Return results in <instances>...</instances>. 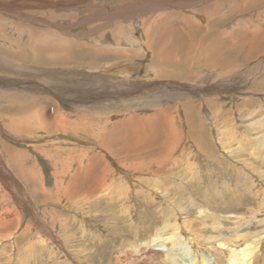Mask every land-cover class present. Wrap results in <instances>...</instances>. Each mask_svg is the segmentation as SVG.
I'll return each instance as SVG.
<instances>
[{"label": "rangeland", "instance_id": "rangeland-1", "mask_svg": "<svg viewBox=\"0 0 264 264\" xmlns=\"http://www.w3.org/2000/svg\"><path fill=\"white\" fill-rule=\"evenodd\" d=\"M158 1L0 0V108L5 103V106L11 102L12 104H16V102H13L15 98H6L8 97L6 95L9 94H19L22 97L29 96V98L34 97V99L37 96L43 97L42 95H47L50 97L52 103L59 104L61 108L59 109L52 103V105L47 104L48 118L53 123L56 122L55 117L59 113V110L60 114H64L67 117V121L71 119V122L75 121V123H79L77 134H72L67 140L62 138L63 134L60 131L55 136L60 138L59 140L50 139L49 141H44V144L48 145L47 148L53 152L49 159L38 150V147L42 145L39 142L41 140H36V143L33 145L25 144L23 139L6 135L0 123V133H2V138L6 143L9 144V150L14 151V153L16 150L19 151L20 147L30 150L31 157L34 158V162L38 165V172L41 170L43 174V183L47 189L55 190L56 181H63L62 177L60 178L61 175H58V170L62 169L64 165L74 171L78 167L77 161L73 159L74 153H82L87 149V152H89L87 156H93L92 164L94 166L91 171H94V168L98 165L99 158H95L94 155L100 156L102 161L109 162L114 170L112 173V176L115 177L113 190L116 191L113 201L108 199L99 200L100 202L92 203L81 209H76V207L68 209L66 206L67 200L64 197L59 201L57 198L51 199L54 203L50 202L47 204L41 198H39L40 202H38L30 194L29 185H27L26 181L17 175L18 173L12 165H9L5 156L6 153L4 155L0 147V159H2L4 169L7 172L4 176H2L3 172L0 174V185L7 189L9 187L11 190L13 189L17 192H5L1 190V199L9 194L11 196L19 195L18 189L22 187L21 189L26 191L29 197L31 196V201L34 203L33 206H35V203L39 205L35 206V208L38 209L41 218L44 220V224L46 223L55 228V237H52L50 243L38 248V244L40 243H38L39 238H37V235L34 238H30L26 234L20 235L25 226L23 218L21 223L14 221L6 228H4L6 224L4 226L0 225V264H171L164 259L162 254L154 255L151 258L142 252H139L138 255L134 252L130 261L125 262L124 259L118 261L117 257L120 254L118 248L126 245L123 247L128 248L132 252V247L134 246L132 244H135L134 241L142 239L150 242L151 238L156 234V229L154 228L159 225L163 226L166 223L159 216H161L160 213L163 210L165 211L164 215L168 216L170 205L166 200H169L171 197L173 198V196L178 198V201H175L174 197V204H177L175 206H179L178 208L173 206L175 209L174 214L166 217L170 225L174 224L176 219H180L181 208L186 212V215L195 216L200 202H205L207 199L201 193L202 191H206L209 195L212 193L213 199H207L209 204L206 203L211 209L210 215L205 219H195L198 224L201 223L199 224L202 229H200V234L205 235L206 238H215V235L229 237L233 233V229H236L245 236L260 233V239L264 240V220H261L264 218V214L262 213V210H264V172L262 175L259 173L260 171H264V161L258 158V154L251 153L254 148H256L257 153L264 151V89L263 87H257L259 85L257 82L264 80V70L250 83L244 84V82H241L247 72L250 71L249 66L252 67L260 59L264 58V50L259 52L251 50V45L248 42L250 40L244 36L240 43L241 45L238 44L240 57L233 62L235 64L233 66H236L235 70L231 75L227 74L222 77L232 79V76L235 78L237 76L236 80L241 82L238 85L240 87L238 88L239 93L241 94L228 91L214 99L216 95L213 97V94H210V91L208 92L204 85L198 84L201 81L193 83V81L191 82V80H186L185 78L162 79L154 77L155 71H148V69L151 70L148 66L151 61L152 51L144 43L149 38L147 37V33L150 31V27L159 23V20L162 22V24L159 23V30L164 26L167 27L164 21H162L165 14L172 16L174 21L180 22L178 20L180 18L174 16L179 14L178 16L181 18L187 16L192 19V22L196 23L197 21L198 23L196 24L202 25V30L205 28L208 30L209 27L210 33H217L219 36L213 34L216 38V40L214 39L217 43L216 45L214 40L210 42V45H207L209 39L204 36V40L199 44L201 47L198 49V56L201 53L205 54L215 50L213 48L219 46L221 42L226 43V48H230L231 52V46L235 45L232 42L237 40L236 35H240L241 30L245 31L249 28L254 33H259L257 40L264 37V3L254 2V0H251V2L250 0H222L220 5L223 9L214 10L212 4L220 0H198V2L193 4L185 0L186 4L184 6L178 4L180 0H172L174 4L172 3L171 5L161 4ZM231 1L233 2L231 3ZM210 18L213 21L210 20L209 24ZM216 18L219 20L218 22L214 21ZM227 33L230 34L228 35ZM250 38L253 39L254 36L250 35ZM237 41H240V37ZM73 43H75V46L77 44L83 45L85 52H88L87 46L99 48L98 52L100 53L93 52L89 55V57L91 56L90 58L82 57V55L79 57V55H74V53L80 54L81 51L75 48L73 56L69 57V59L63 61L60 58L57 59L58 54L56 51L60 48H66L68 54L69 49L71 51L74 50ZM228 44L232 45L229 46ZM261 45L260 43L257 44L256 49L260 50L264 48V44ZM38 47L41 52L44 48H46L45 50L50 49L48 52L46 51L49 56L47 59L44 57V59L38 60L34 57L38 53V50H36L39 49ZM117 51L123 53L131 51L134 54L118 57L119 55L113 54ZM135 52L141 56L136 55ZM218 52L216 50V53ZM250 53L253 55L251 54L249 57L248 54ZM216 59L218 60L219 58ZM121 60L123 62L117 63ZM95 62L97 63L94 64ZM226 66L227 63H224V66L220 67L223 69ZM221 68H207L198 73L206 77L210 81L209 83H212L215 81L214 79H218L217 75L221 71ZM126 69H130V71L127 72ZM116 70H125L127 76H119L120 81H116L114 77H111L113 75L112 72L114 73ZM93 76L100 78V85L93 83ZM107 81L110 83H107ZM117 82H123V85H121L124 87H127L128 84L131 87L118 93L117 89L120 84ZM45 86H50L49 90ZM68 86H72V88H68ZM13 87H20L19 91L23 90V93L20 94L21 92L13 91ZM88 88L91 91L94 88L109 89L116 95H110V93L103 95L101 92L99 96L89 95L84 98L85 92H89ZM158 89L164 90L160 91ZM59 90H63L62 93H58ZM143 90L146 91L144 92V96L146 95L145 99L137 101V97ZM173 90H179L181 93L190 95L192 98L189 97V99L197 98L194 105H197V110H201L195 112V115L191 113L192 111L189 113L182 106L179 107L180 109L174 110L177 119L176 126L179 132H182V139L179 140V145L178 147L176 146L171 157L170 166H172L173 172L169 173V176L164 174L166 177L163 178L155 176V174L149 171L145 172L146 175L139 173L132 177L129 172L124 170L125 168L121 163L122 161L124 163H132V160H135L127 154L129 151H132L128 148L130 147L129 144H132L136 140L133 141L130 138L132 134L124 132L129 126L128 122L122 123V126L118 122L126 119L134 111L141 112L142 114H151L155 109L166 106L169 104L166 91L170 92ZM158 91L161 93L158 94ZM153 93L156 95L153 96ZM206 95L212 96L208 98L212 100L211 102L205 104L199 101L201 100V96ZM243 97L245 98L244 100ZM185 99H188V97ZM217 100L220 111L216 113L218 117L213 116V121H211L210 118L215 110L214 104ZM253 101L258 104H252ZM244 102L246 104L249 103V106L245 108L247 112L242 116L243 114L239 110L238 104L240 103L241 105ZM175 105L176 103L170 107L173 109ZM39 106L36 105L34 108H39ZM248 110L253 113H248ZM186 114H188V117L189 114L191 116L194 115L191 117L192 119L189 118L193 121L195 128L198 126L197 130L200 129L205 132L206 136L203 139H199L198 137L200 132H195L196 135L198 134L196 136L198 138L191 135L188 136V123L191 121L187 120ZM84 117L86 121L83 120ZM202 123L203 128L199 127ZM249 123L251 124L248 125ZM83 124L92 128L94 127L95 130L99 128L103 132L104 130L108 131L103 134V137L109 139L115 152L114 156L109 155L105 150L100 148L94 133L91 130L88 131L90 128H82ZM150 124L147 123V125L151 126ZM69 129L71 128H66V130L72 132V129ZM118 131L123 133V135H120ZM39 134L41 139L46 136L43 130H40ZM219 136H222L221 142ZM155 140L160 141L155 142ZM55 141H58L55 144L56 146L66 149L58 151L59 153L55 152V149L52 147V143ZM227 141L229 142L226 143ZM240 141H243V143H240ZM163 144V140L159 136H156L150 141L145 140L143 146H160ZM124 154L126 157H124ZM142 154L145 155V158L146 155L149 157L150 154V157L154 159L162 157L161 150H144ZM54 159L58 160L57 164L53 161ZM139 159L141 160V157ZM175 159L179 160L178 164H176L177 160ZM21 162L27 166L33 161L29 158L28 164L24 160ZM146 162H149L148 159L145 160V164ZM86 163L89 162L85 160L84 164ZM189 163L197 166H195L193 172H188ZM55 165L58 166L54 167ZM249 166L255 168L252 167L251 169ZM0 167L2 168L3 166L0 164ZM93 173H95L93 176H96L98 170ZM87 174L90 175V172H87ZM141 177L148 180L147 182L149 183L142 180L145 186L140 185L141 182L134 185L133 178L140 180ZM12 179L14 180L11 181ZM90 179L81 178V180H77V183H79V187L84 189L92 181ZM192 181L193 183H191ZM82 183L83 185H81ZM179 183H181L180 186ZM30 185H32L31 182ZM162 187L163 189H161ZM166 187L171 188L170 192L163 191ZM208 187H211L210 190ZM159 188L162 191L158 190ZM151 189H155L156 191ZM76 190L79 192L77 187ZM94 198L91 197L88 201L95 200ZM214 199L216 200L215 202ZM3 205L4 203L0 200V211ZM52 217L56 221L54 224L52 223ZM240 217H248L249 220ZM148 218L153 220H147ZM151 222L153 223L152 226H150ZM63 223H65V226L62 225ZM204 223L206 227H203ZM182 234L185 235L186 232H182ZM256 239L258 240L257 237H254L251 240ZM182 244V247H172V252L178 254L177 258L180 264L195 263L196 252L190 249L184 241H182ZM31 245L34 246L32 247L33 252L30 250ZM150 245L152 246L151 243ZM17 247H20V249ZM161 248L165 249L163 246ZM77 250L82 253H76ZM201 250V253L211 257V262L220 258L219 255L213 254L207 248H201ZM79 254H82V256ZM257 264H264V245L262 246V250H260V258H258Z\"/></svg>", "mask_w": 264, "mask_h": 264}, {"label": "bare ground", "instance_id": "bare-ground-1", "mask_svg": "<svg viewBox=\"0 0 264 264\" xmlns=\"http://www.w3.org/2000/svg\"><path fill=\"white\" fill-rule=\"evenodd\" d=\"M184 1L185 0H180V2L178 4L180 6H184V4H186ZM255 1L260 2L261 4L264 3V0H254V2ZM158 2H160L161 4L163 3V4H167V5H171L173 3L172 0H159ZM188 2L190 4H193V3L198 2V0H188ZM232 2L233 1H231V3ZM250 2H251V0H250ZM153 3H155V1H153ZM221 3H222V0H220L217 3L216 2L213 3L212 4L213 9L214 10H216V9L222 10L223 8L220 5ZM230 6H232V5H230ZM255 11H257V10H255ZM178 15H174V16L180 18V19H178L180 22L174 21L173 20L174 18H172V16L165 14L163 17L164 20H162V21H164V23L167 25V27L161 26L162 29L160 28V30H159V27H160L159 23L162 24V22H160V20H159V23H156L155 25L150 27V31L147 33L148 34L147 37H149V38L146 41H144V43L152 51L151 61H150V64L148 66V68L150 67L151 70L148 69V71L151 72L152 70H154L155 71L153 74L154 77H158V78H162V79L163 78L164 79L185 78L186 80H191V82L193 81V83L194 82L198 83L199 81H201L198 84L204 85L207 88L208 92L210 91V94H213L212 95L213 97H215L214 95H216V97L214 98V99H216L219 97V95H221L222 93L228 92V91L233 92L235 94H241V93H239L238 88H240V87H238V85L241 82H244V84L250 83L252 80L257 78V75H259L264 70V58H262L259 60V62L254 64L252 67L249 66L250 71L247 72L244 79H242V78H241L242 80L240 79L241 82H238V80H236L237 79L236 75H235L236 78L232 76V79H226V77L222 78L227 74L231 75L232 72L235 70L236 66H233V64H234L233 62L236 61L237 59H239V57H240V53H239L240 48L238 47L239 46L238 44H240L242 42V38H244V36H246L250 40L248 42L251 45V50L253 49L254 52L255 51L259 52V51L264 50V48H262L260 50L256 49L257 44H259V43L262 45L264 44V37L262 39L260 38L259 40H257L259 37V33H254L252 30L247 28L245 31L241 30L240 35H236L237 40L240 37V41H237V40L233 41L232 44L235 43V45L233 47L231 46L232 44H228L229 46H231V52H230V48L229 49L226 48L227 47L226 43L221 42L219 44V46L213 48L215 50H212V51L207 52L205 54L201 53L198 56V53H199L198 49L201 47V45H199V44L202 40H204V36H206L209 39L207 45H210V42H212L214 39L216 40V38L214 37L213 34H216V36H218V35H217V33H210L209 27H208V30H207V28L202 30L201 29V28H203L202 25L196 24V23H198L197 21L195 23L194 21L192 22V19H190L187 16H183L181 18ZM210 20H212V19L211 18L209 19V24H210ZM214 21L218 22L219 20H217V18H216V20H214ZM169 23H171V24L168 25ZM204 30H207V31H204ZM207 34H208V36H207ZM247 34H248V36H247ZM250 35H253L254 38L253 39L250 38ZM221 39H222V36H221ZM73 44H74V50L71 51V49H69L68 54H67L66 48L58 49L56 51L58 54L57 59L60 58V59H62V61L69 59V57L73 56V52H75V48H76V50L81 51L80 54L74 53V55H79V57H81V55H82V57H89V55L92 54L93 52L94 53H100V52H98L99 48L87 46L86 48H87L88 52H85V47L83 45L77 44L75 46V43H73ZM216 44L217 43L215 41V45ZM255 44H256V46H255ZM45 49L46 48H44L42 52L40 51V48L36 49V50H38V53L36 55H34V57H36L38 60H42V59H44V57H45V59H47L49 56L47 55L46 51L48 52L50 49H47V50H45ZM216 50H218L219 52L216 53ZM70 51H71V53H70ZM113 54L119 55L118 57H123V56H128V55L131 56L134 53L131 51L130 52H124V53L117 51V52H114ZM135 54H136V52H135ZM251 54L252 53L248 54L249 57L251 56ZM136 55L141 56L139 53H137ZM216 58H219V59L217 60ZM216 61H218V62H216ZM121 62H123V61L121 60L117 63H121ZM96 63L97 62H95L94 64H96ZM224 63H227V66L222 69L220 66H224ZM108 66H110V65H108ZM115 66H116V64H115ZM215 67L221 68L220 69L221 71L217 75L218 79H214L215 81L212 83H209L210 81H208V79L206 77H203V75H200L198 73V72L203 71L207 68L214 69ZM126 71L127 72L130 71V69H126ZM213 71H215V70H213ZM68 74H70V73L68 72ZM68 74H67V76H68ZM112 74L113 75L112 76L110 75V76L114 77V79L116 81H120L119 76H122V75L127 76V73L125 74V70H118V71L116 70L114 73L112 72ZM211 74H212V72H211ZM64 76L66 77V75H64ZM29 77H31V76H29ZM238 77H239V75H238ZM92 81L94 84H97V85L101 84V80L99 77L93 76ZM107 83H110V82L107 81ZM117 83H119V82H117ZM122 83H119L120 86H118V89H117L118 93H119V91H124V90H126V88L131 87V86H129V84L127 85V87H124V86H122L123 85ZM257 83H259V85L257 87H263V89H264V80H261ZM131 85H133V84H131ZM120 87L121 88L124 87V88L121 89ZM45 88L47 90H49L50 86H48V87L45 86ZM68 88H72V86L71 87L68 86ZM19 89H21V88L20 87L19 88H17V87L12 88L13 91L15 90V92H21L20 94H22L23 90L19 91ZM87 90H89V88ZM151 90H152V88H151ZM158 90L163 91L164 89H158ZM33 91H35V90L33 89ZM62 91L63 90H61V91L59 90L58 93H62ZM101 92L103 95L108 94V93H110V95L115 94L114 92H112L109 89L105 90L104 88L103 89L94 88L93 91L89 90V92H85V94H84L85 96L84 95L83 96H84V98H86V96H89V95H91V96L98 95L99 96V94L101 95ZM141 92L142 93L137 97L138 98L137 101H142L143 99H145L146 95L144 96V94H145L144 92H146V91L143 90ZM166 92H167L166 95H168V100H169V102L167 101L169 104L166 103L167 104L166 106H162V107H159L158 109H155L153 111V113H151V114H142L141 112L134 111L129 116H127L126 119H122L118 122V123H121L119 125L122 126V123L125 124V122L127 121L129 126H128V128H126L124 130V132H126L127 134H132V136L130 138H132L133 141L136 140L132 144H129L130 147H128V148H130L132 151H129V152L127 151L128 152L127 155L132 156L135 160H132V163H127V162L124 163L123 161L121 163L122 166L125 168L124 170L129 172L132 177H134L136 174H139V173L145 174L146 171H149L152 174H155V176H160L162 178L166 177L164 174L169 176V173L173 172V168H171L172 166H170L171 165V162H170L171 157L173 156L172 154H173L174 150L176 149V146L178 147L179 140L182 139V132L181 131L179 132V129L176 126V120L177 119L175 116L176 114H174V110H176L182 106V107L186 108V110H188L189 113L192 111L191 113H193L194 115H195V112L201 111L200 109L197 110L198 109L197 105L196 106L194 105V102L197 101V98L195 99V97H194V99H189V97H191L190 95L185 94V93H181V92H179V90L178 91L173 90L170 92L166 91ZM159 93H161V92L158 91V94ZM169 93H171V94H169ZM33 94H35V93H33ZM154 95H156V94L153 93V96ZM6 96H8V97H6L8 99H10V97L15 98V100L13 99V102H16V104H12V102H11V103H8L7 106H5V104H6L5 103L4 105L2 104V107L0 108V123L2 125L3 132L5 131L4 133L6 135L7 134L10 135V137L16 136L20 139H23L25 144H28V145H33L34 143H36L35 141L38 139L41 140L39 142L42 143V145H40V147H38V150H40L41 154L46 156L47 159H49V157L52 156L53 152L47 148L48 145L44 144L45 140H47V141H49L50 139H54V140L58 139L59 140L60 138L55 137V136L58 135L56 133H58L60 131H62L61 133L63 134L62 138L66 139V140L69 137H71L72 134H74V135H75V133L77 134V130L79 129V123L76 122L77 123L76 124L75 121L71 122V119H70V121H67V117H65L64 114H60V110H59V113H57L58 116L56 115V117H55V121H56L55 123H53V121H51V119L48 118V112H47L46 106L48 103L51 104L52 102H51L50 97H48L47 95L46 96L42 95L43 97L37 96L36 99H34V97L29 98V96L22 97L19 94L18 95H16V94L10 95L9 94ZM212 96H208V95L201 96L200 97L201 100H199V101H201L202 103H205V104L207 102L209 103L212 100H210L208 98H210ZM1 97H2V95H1ZM186 97H188V99H185ZM88 98H90V97H88ZM137 98H135V99H137ZM31 99H32V101H31ZM244 99L245 98L243 97V100ZM127 102H129V101H127ZM122 103H125V102H122ZM130 103H132V101H130ZM174 103H176V105L172 109V107H170V106H173ZM254 103H256V102L253 101L252 104H254ZM52 104L57 106L59 109H61L59 104H54V103H52ZM248 104H246V102L242 103L241 105H240V103L238 104L239 110L243 114L242 116H244V114H246L247 110L245 108L247 106H249ZM256 104H258V103H256ZM36 105H38V106L40 105L39 108H34V106H36ZM95 105H98V104H95ZM214 105H215V107L214 106L213 107L215 108V110L213 111V114L210 118L211 121H213L212 120L213 116L218 117V114H216V113H218L220 111L218 100L215 102ZM94 107H96V106H94ZM50 108H52V107H50ZM74 109H76V108H74ZM143 109H145V108L143 107ZM84 113H86V112H84ZM248 113L252 114L253 112H250V110H248ZM49 115H50V112H49ZM194 115H192V116H194ZM192 116H191V114H189L190 118ZM248 116H250V115H248ZM71 117H73V116H71ZM189 117H188V114H186L187 120L191 121ZM83 120H85V117ZM203 120H204V118H203ZM194 121H195V118H194ZM147 123H151L150 124L151 126L147 125ZM250 124L251 123H249L248 125H250ZM213 125L215 126L214 122H213ZM200 126L202 127L203 123L200 124L199 127ZM67 127L71 128L72 132H69L68 130H66ZM175 127H176V129H175ZM82 128H84V129L90 128L88 131L91 130L94 133V135L96 137V141L98 142L100 148L105 150L109 155L114 156L115 152L112 149V145H111L109 139H106L103 137V134L105 132H108V131L104 130V132H103L99 128H97L95 130L94 127L92 128V127L86 126L85 124H83ZM188 128H189V130L187 132L188 136L191 135V136H194L195 138L199 137V139H203L206 136L205 132L201 131L200 129H198V130L196 129V128H198V126H196V128H195V125H193V121L188 123ZM71 129H69V130H71ZM40 130H43L45 135H46L45 137H43V139L40 138V134H39ZM116 131H117V128H116ZM85 132L87 133V131H85ZM101 132H103V133L101 134ZM143 132H145V133L143 134ZM195 132H198V133L200 132L199 133L200 135L198 137H196L198 134L196 135ZM36 133H37V137H36ZM1 134L2 133H0V147H1L4 155L6 153L5 156H6L7 161L9 162V165H12V167H14L18 173L17 175L21 176V178H23L24 181H26L27 185H29L28 187L30 190V194L32 195L34 200H38V202H40L39 198H41L42 201H44L48 204L50 202L54 203V201H52L51 199L57 198L59 201V200L63 199V197H64L67 200L66 206L68 207V209H70L71 207H76V209H81L83 207H87V205H91L92 203H95V202L96 203L100 202L101 200H104V199H108V200L113 201L114 193H116V191L113 190L114 189L113 183H114L115 177L112 176V173L114 172V170L110 166L109 162H106L105 160L102 161L100 156L94 155L95 158L96 157L99 158L98 159V165L94 168V171H91L92 167L94 166L92 164L93 156L92 157L87 156V155H89V152H87V149L85 151H83L82 153L81 152L80 153L79 152L74 153L73 159H75V161H77L78 167L74 171H72L70 169V167L67 168L63 165L62 169L58 170L59 171L58 175H61L60 178L62 177L63 181H61V180L56 181L55 190H49V189H47V187L43 183L44 182L43 174H42L41 170H39L40 172H38V165H36V163L34 162V158L31 157L30 150L23 149L22 147H20L19 151L16 150L15 153H14V151H10L8 148L9 144L6 143V141L2 138ZM120 135H123V133H120ZM156 136H159V138L161 140H163V143H164L163 145L146 146V147L143 146V143L145 140L150 141V140L154 139V137H156ZM97 138H98V140H97ZM219 140H220V142L222 141V136H219ZM156 141H160V140H155V142ZM228 142L229 141H227L226 143H228ZM241 142L243 143V141H240V143ZM56 143H58V141H55L52 143L53 144L52 147L55 149V152L64 151L66 149L64 147H62V149H61L59 146H56L55 145ZM151 145H153V144L151 143ZM223 147L225 148L224 145H223ZM152 149L158 150V151L161 150L162 157H156L154 159V158L150 157L151 156V154H150L149 157L146 155V158H145V155H143L142 152L144 150H152ZM71 151H73V150H71ZM182 152H184V151H182ZM251 153L258 154L257 155L258 158L261 159L262 161H264V151L262 153H260V152L257 153L256 148H254V150L251 151ZM124 157H126L125 154H124ZM140 157H141V160L139 159ZM29 158H31V161H33V162H31L30 165L28 164ZM147 159L149 162L148 163L146 162V164H145V160H147ZM173 159H174V157H173ZM177 159H175V160H177ZM22 160H24L26 162V164H28V165L25 166L24 164H22V162H21ZM85 160L88 161L89 163L84 164ZM53 161L56 164L58 163L57 159H54ZM178 163H179V160L176 161V164H178ZM0 164L3 166L2 168L0 167V174H2V172H3L2 176H4V175H6L7 172L4 169L2 159H0ZM56 166H58V165H55L54 167H56ZM195 166H196L195 164L192 165L191 163H189V167L187 168L188 172H193L195 169ZM252 167L249 166V168H251V169H252ZM253 168H255V167H253ZM97 170H98V174L96 176H93V174H95L93 172H96ZM87 172H90V175H88ZM263 172L264 171H260L259 172L260 175H262ZM70 173H71V175H70ZM110 176H112V177H110ZM91 177H92V179H90ZM138 177H139V175H138ZM170 177H171V175H170ZM5 178H7V177H5ZM81 178H86V179L88 178L92 181L90 182V184H88V186L85 185L86 188L83 189V188L79 187V183H77V180L78 179L81 180ZM13 180L14 179H12L11 181H13ZM135 180L136 179L133 178V181H134L133 184L134 185H137V183L139 184L141 182L140 185L142 184L143 186H145V183L143 184L142 180H145L146 182L148 181L143 177H141L140 180H138V179L136 181ZM30 182L32 183V185H30ZM147 183H149V182H147ZM147 183H146V185H147ZM191 183H193V181ZM81 185H83V183ZM153 185H155V184H153ZM180 185H181V183H179V186ZM76 187H77V189H79V192L76 190ZM176 187H177V184H176ZM21 188L19 187V189H18L19 195H13L12 194L13 196H11L9 194V195H6L5 197H3L2 199L0 197V200L4 203L3 207L1 206L2 210L0 211V225L4 226L6 224V226H4V228H6L7 226H9V224H12L14 221L21 223V220L23 218V221L25 222V226H24L23 230L21 231L20 235L26 234V235H29L30 238H34L35 235H37L38 236L37 238H39L38 243H40V244H38V248H41L44 245L49 244L52 237H55V232H54L55 228L52 227L51 225L46 224V223L44 224V220L41 218L38 209L35 208V206H39V205L35 203V206H33L34 203H33V201H31V198H30L31 196L29 197L28 193H26V191L22 190ZM210 188H209V190H210ZM161 189H163V187ZM161 189L159 188L158 190L162 191ZM170 189L171 188L166 187V189H164L163 191L168 193V192H170L169 191ZM1 190L2 191L4 190L5 192L6 191L7 192L8 191L9 192L14 191L13 189L11 190L9 187L7 189V188H4L2 186L0 187V191ZM151 190L156 191L155 189H151ZM217 190H218V188H217ZM254 190L257 192L256 189H254ZM262 190H263V188H262ZM14 192L17 193L16 191H14ZM126 192H128V191H126ZM141 192H143V191H141ZM201 193L204 194V196H206L208 200L213 199L212 193H210L211 195H209L206 191H202ZM91 197H93V198L96 197V198H94L95 200L88 201V199L89 198L91 199ZM174 197H175V201L176 200L178 201V198L176 196H173V198L171 197V198H169V200H166V202L170 205L168 208L169 214L166 212L168 214V216L174 214L175 209L173 206L177 205V204H174L175 203ZM217 198H218V196H217ZM207 199H206V201L204 200L205 202H200L199 209L196 212V215L193 217L186 215V212L181 208L180 215H179L180 219L179 220L176 219L175 223L172 225H170L169 221H167L168 218L166 219V217H168V216H165L166 214L164 215L165 211L163 210L160 213L161 216H159V215H157V216H159L161 218V220H163L164 222L166 221V223L163 226H160L158 224L159 226L154 228V229H156V234L155 235L153 234L154 236H153V238H151V241L150 242L148 240L144 241L142 239H138V240L134 241L135 244H132V245H134L132 247V249H133L132 252L129 251L128 248L126 249L123 247L126 245L121 246V248H118L120 251V254L117 257L118 261L123 260V259L125 262L130 261L134 255V252L137 253V255L139 252H142L144 255L150 256L151 258L154 255L157 256V254H162L164 259H166L169 263L180 264L179 259L177 258L178 254H175L174 252H172V250L175 247H179V246L182 247L183 246L182 241H184L185 243H187V245L190 249H192L194 252H196L195 253L196 259H194L195 263H193V264H196V263L197 264H257L258 258H260V250H262V246L264 245L263 244L264 240L260 239L261 238L260 233H257L256 235L252 234V235H246L245 236L242 233H240L239 230L233 229V231H232L233 233L231 235L229 234L230 235L229 237H222L221 235H215V238H206L205 235L200 234L201 233L200 231L202 229H201V226L199 224H201V223L198 224L195 221V219H202V218L205 219L210 215L209 213L211 212V209L208 207V205H206V203L209 202ZM215 201L216 200L214 199V202ZM179 202H181V201H179ZM179 202H178V204H179ZM55 203H57V202L55 201ZM55 206H57V205L55 204ZM62 206H64V205L62 204ZM178 206H175V207L178 208ZM219 207H220V205H219ZM256 211H258V210H256ZM262 213L264 214V210H262ZM162 217H165V218H162ZM240 218H242V219L245 218V219L249 220L248 217H240ZM147 220H153V219L148 218ZM261 220H264V218H262ZM52 223L53 224L56 223L54 217H52ZM62 225L65 226V223H63ZM146 225H147V223H146ZM152 225H153V223L150 226H152ZM203 227H206L205 223H204ZM239 228H240V226H239ZM216 229H218V228H216ZM10 230H11V228H10ZM182 232L183 233L186 232V234L183 235ZM182 235H183V238H182ZM5 236H3V237H5ZM251 237L252 238L257 237L258 240L257 239H256L257 241L251 240L252 239ZM9 239H11V238H9ZM241 240H243V242H241ZM150 243L152 244V246L150 245ZM260 243H262L263 245L261 244V246H260ZM149 246H151V247H149ZM161 246L165 247V249L161 248ZM30 247H31L30 250L33 252L32 247H34V246L31 245ZM17 248L20 249V247H17ZM201 248H207L213 254L219 255L220 258L219 257L218 258L220 260L217 259L216 261L211 262V260H210L211 257L205 255L204 253H201V251H202ZM76 253H82V252L77 250ZM79 255L82 256V254H79ZM146 261H148V260H146ZM184 264H190V263H184Z\"/></svg>", "mask_w": 264, "mask_h": 264}]
</instances>
